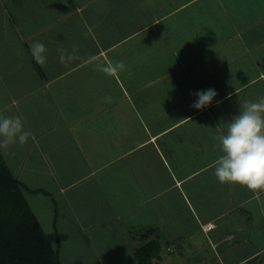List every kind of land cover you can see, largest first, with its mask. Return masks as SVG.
<instances>
[{
    "label": "crops",
    "instance_id": "1",
    "mask_svg": "<svg viewBox=\"0 0 264 264\" xmlns=\"http://www.w3.org/2000/svg\"><path fill=\"white\" fill-rule=\"evenodd\" d=\"M9 1L0 0V116H20L33 135L28 148L0 151L30 205L41 194L55 217L59 206L85 229L124 228L171 192L183 227L175 242L190 239L181 248L204 236L224 264H264V193L221 183L212 167L222 155L215 137L244 102L264 97V0ZM35 42L47 48L44 66ZM73 46L82 60L62 65L57 49ZM92 55L126 71L99 72L84 62ZM207 89L218 94L212 104L193 108V93ZM250 235L251 250L228 258Z\"/></svg>",
    "mask_w": 264,
    "mask_h": 264
},
{
    "label": "rangeland",
    "instance_id": "2",
    "mask_svg": "<svg viewBox=\"0 0 264 264\" xmlns=\"http://www.w3.org/2000/svg\"><path fill=\"white\" fill-rule=\"evenodd\" d=\"M23 1L27 0H14V3H21ZM9 4L10 6L12 5V0L9 1ZM3 97L7 98L6 95H3ZM49 143L54 145L55 141H50ZM26 145L28 148L29 141H27ZM76 159L77 162L83 161V157H76ZM70 162L69 164H71ZM65 178L70 179L73 176L69 174ZM170 195L171 192L164 193L162 198H160L158 208L155 206L156 209L151 214L146 213L148 216L146 222L141 220L135 211L132 216V222L125 223L124 228L116 221H112L97 228V230L91 227L85 229L80 224L71 222L77 220L65 218L66 212L69 215L70 211H66L65 209L59 210V206L57 212L59 211L61 217H55L57 205L54 202H51L49 206H47V203H41V198L43 199L41 194L34 196L30 194V202L51 242L54 243L56 231L62 234L61 251L65 264H129L135 257L136 248L143 241L140 234L148 225L156 226L153 236H159L161 242V255L153 259L154 264H224L219 260V257L225 255L213 249L204 236L199 237L197 249L195 247L189 249L188 246L184 247L185 250L181 248L183 244L186 245L185 242L189 243L188 234H186L187 238L183 236L175 242V228L181 230L183 227L181 224L175 223V207L173 208L171 205L172 200ZM151 211L148 208V212L150 213ZM54 218L56 222L53 221ZM183 231H178V233ZM113 232L116 233L114 237H112ZM124 232H127V234H124ZM165 235L171 236V240L166 238ZM260 238L264 242V235H261ZM233 241L231 239L230 243ZM253 241L254 239L251 235L249 237L243 236L242 238H238L237 244L232 246V254L228 255V258L243 255L251 250ZM239 247L240 249L238 250ZM237 250L238 254H234ZM95 259L99 262H96ZM259 260L260 257L257 256L256 260L253 261L259 262ZM245 264L252 263L246 262Z\"/></svg>",
    "mask_w": 264,
    "mask_h": 264
},
{
    "label": "clouds",
    "instance_id": "3",
    "mask_svg": "<svg viewBox=\"0 0 264 264\" xmlns=\"http://www.w3.org/2000/svg\"><path fill=\"white\" fill-rule=\"evenodd\" d=\"M30 50L38 64L44 66L47 63V48L42 42L33 43ZM57 52L62 65L82 60L75 46L70 53L64 48H58ZM84 62L93 64L95 70L117 79L126 71L122 61H106L94 55L88 56ZM193 95L198 99L192 107L203 109L210 106L218 94L215 89H207ZM111 100V96L105 97V102L111 103ZM222 126L223 123L218 128ZM32 135L30 130L25 129L20 116H0V149L5 152L17 142L23 146ZM215 139L222 152L212 165L218 181L239 184L256 195L264 193V97L257 102H244L239 114L228 121L226 134L218 135ZM52 246L55 248L56 245L53 243Z\"/></svg>",
    "mask_w": 264,
    "mask_h": 264
},
{
    "label": "trees",
    "instance_id": "4",
    "mask_svg": "<svg viewBox=\"0 0 264 264\" xmlns=\"http://www.w3.org/2000/svg\"><path fill=\"white\" fill-rule=\"evenodd\" d=\"M23 187L0 151V264H63L58 242L53 248ZM155 228L141 233L143 241L129 264H154L161 255Z\"/></svg>",
    "mask_w": 264,
    "mask_h": 264
}]
</instances>
